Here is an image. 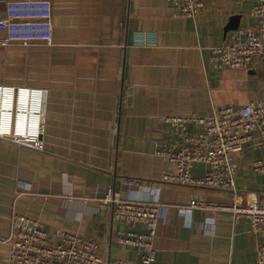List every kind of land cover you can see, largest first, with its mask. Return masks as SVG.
Here are the masks:
<instances>
[{
  "label": "crops",
  "instance_id": "0c3cea01",
  "mask_svg": "<svg viewBox=\"0 0 264 264\" xmlns=\"http://www.w3.org/2000/svg\"><path fill=\"white\" fill-rule=\"evenodd\" d=\"M51 1L50 44H0V84L46 93L43 150L0 138V264H8L14 212L39 218L51 233L60 227L95 240L108 259H138L135 247L117 241L125 226L114 217L113 204L100 203L108 186L135 199L140 187L127 179L139 177L172 206L193 197L234 201L228 189L162 180L176 166L157 149H177L183 136L160 117H208L223 106L264 100V57L244 68L210 62L211 46L255 25L258 0H202L196 17L175 14L169 0ZM6 2L0 0V17ZM236 22L237 28L226 30ZM263 157L264 136L255 131L235 157V188L242 197L264 193V172L252 168ZM206 168L194 163L191 174ZM213 216L203 231L200 224L210 213H170L155 239L152 264H257L250 219L234 221L225 209Z\"/></svg>",
  "mask_w": 264,
  "mask_h": 264
},
{
  "label": "built area",
  "instance_id": "2783aa9c",
  "mask_svg": "<svg viewBox=\"0 0 264 264\" xmlns=\"http://www.w3.org/2000/svg\"><path fill=\"white\" fill-rule=\"evenodd\" d=\"M169 1L175 14L188 17H196L204 7L202 0ZM252 13L255 25L241 26L230 41L210 47L214 67L244 68L264 57V0H258ZM52 16L51 0H7L5 13L0 17V30L5 32L0 35V44H50ZM45 96L41 87L0 84V138L43 150ZM160 120L181 129L183 136L179 148L164 145L157 149L164 160L176 166L175 173H164L162 180L228 189L233 202L193 197L188 204L172 206L164 201L159 188L146 186L139 177L129 178L128 183L140 187L137 198H122L108 186L99 200L102 206L113 204L114 217L125 226L118 232L117 241L135 247L138 259H108L95 240L60 227L51 233L39 218L14 212L7 239L8 264H152L161 224L169 221L172 212L186 217L194 209L211 214L209 221L200 224L203 231L208 230L207 224L214 223L213 215L220 209L230 210L234 221L248 217L250 231L258 241L256 263L264 264V193L249 192L245 198L235 188L236 154L253 140L255 131L264 136V100L223 106L208 117L163 115ZM191 124L201 125V129L191 132ZM197 162L205 163L207 168L201 175L193 176L191 169ZM252 168L264 172V157L255 160Z\"/></svg>",
  "mask_w": 264,
  "mask_h": 264
},
{
  "label": "water",
  "instance_id": "95a60500",
  "mask_svg": "<svg viewBox=\"0 0 264 264\" xmlns=\"http://www.w3.org/2000/svg\"><path fill=\"white\" fill-rule=\"evenodd\" d=\"M238 27V22L235 23V25H229L226 30L237 28Z\"/></svg>",
  "mask_w": 264,
  "mask_h": 264
}]
</instances>
